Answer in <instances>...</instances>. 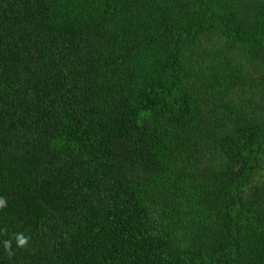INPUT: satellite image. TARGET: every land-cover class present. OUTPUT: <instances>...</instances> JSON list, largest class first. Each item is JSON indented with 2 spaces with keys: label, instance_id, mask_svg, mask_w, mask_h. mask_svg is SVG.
<instances>
[{
  "label": "trees",
  "instance_id": "trees-1",
  "mask_svg": "<svg viewBox=\"0 0 264 264\" xmlns=\"http://www.w3.org/2000/svg\"><path fill=\"white\" fill-rule=\"evenodd\" d=\"M0 198V264H264V0H0Z\"/></svg>",
  "mask_w": 264,
  "mask_h": 264
},
{
  "label": "clouds",
  "instance_id": "clouds-1",
  "mask_svg": "<svg viewBox=\"0 0 264 264\" xmlns=\"http://www.w3.org/2000/svg\"><path fill=\"white\" fill-rule=\"evenodd\" d=\"M5 204H6V201L3 198H0V207L5 206ZM16 240H17L18 246H23L27 243V237L23 236L22 234L18 235L16 237ZM4 244L7 249L9 250L11 249V241H4Z\"/></svg>",
  "mask_w": 264,
  "mask_h": 264
}]
</instances>
